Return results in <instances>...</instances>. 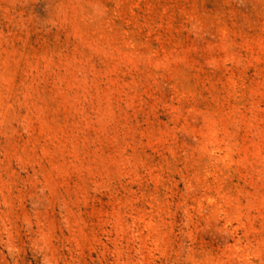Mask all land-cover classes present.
Wrapping results in <instances>:
<instances>
[{
  "label": "rangeland",
  "instance_id": "obj_1",
  "mask_svg": "<svg viewBox=\"0 0 264 264\" xmlns=\"http://www.w3.org/2000/svg\"><path fill=\"white\" fill-rule=\"evenodd\" d=\"M0 264H264V0H0Z\"/></svg>",
  "mask_w": 264,
  "mask_h": 264
}]
</instances>
